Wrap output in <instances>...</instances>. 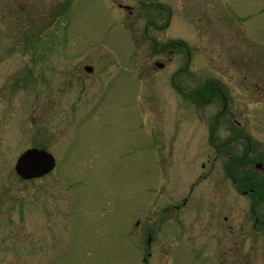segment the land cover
<instances>
[{"label":"rangeland","instance_id":"rangeland-1","mask_svg":"<svg viewBox=\"0 0 264 264\" xmlns=\"http://www.w3.org/2000/svg\"><path fill=\"white\" fill-rule=\"evenodd\" d=\"M145 1L173 22L126 25L118 4ZM173 41L179 53L157 52ZM211 120H235L254 147L241 164L264 167V0H0V264H190L181 240L160 252L156 214L207 158L200 210L233 196L214 184L224 158L202 153ZM26 148L48 151L53 170L18 178Z\"/></svg>","mask_w":264,"mask_h":264},{"label":"flooded vegetation","instance_id":"flooded-vegetation-1","mask_svg":"<svg viewBox=\"0 0 264 264\" xmlns=\"http://www.w3.org/2000/svg\"><path fill=\"white\" fill-rule=\"evenodd\" d=\"M124 6L126 5L118 4V8L125 12L123 15L134 16L133 20L127 21L126 25H132L137 19H141L139 24L145 34L148 28L162 29L173 22L172 10L159 2L145 1L144 4H140L142 7L135 11L131 6ZM154 40V38L150 39L155 43ZM178 46L180 44L175 41L162 43L157 52H162L165 47H168L170 54L179 53ZM99 60L101 59L97 58V61ZM155 63L152 64L156 67ZM94 65L93 63L84 64L81 70L86 76H91ZM161 65L156 68L161 70L163 64ZM85 66L90 67L91 71H86ZM150 70H152V65ZM72 77L74 81L69 78L68 74H65L67 83L75 84V78L81 77V74L75 71ZM172 86V92L175 95L179 93L178 89L181 87L178 84ZM189 91V93H194L191 89ZM220 96L224 101L225 109V95L220 93ZM223 123H228V127L231 128L228 132L224 129ZM203 125L204 132L202 133H198L201 129L197 127L194 129L195 133L201 137V145L204 147L202 153L206 152L208 157L211 156L212 153L209 150L212 145L214 157L218 155L224 158V161L218 165L214 163L215 158L212 159L213 164L211 165L218 169L216 171L217 180L214 184H218L221 188L228 185L229 192L233 196L229 198L230 202H220L214 212H202L200 200L208 193L204 190V186L210 173V171H205V168L211 160L207 158L199 162V171H196L193 165L192 171L187 174L186 185L182 190L178 192L174 189L171 194L162 198L161 203L165 204L159 206L160 209L156 214L157 229L155 231V237L161 240L160 252H163L164 243L168 239L175 243L181 240L185 242L191 254L190 264H264V173H262L264 167L261 165L257 168L256 166L263 159L260 161L259 158L252 157L245 167L241 164L244 158L247 159L246 152L254 150V147L251 139L241 132L235 120L204 121ZM216 126L219 127V131H222L221 133L215 132ZM241 141H244L243 146ZM228 151H233L234 157L229 156L230 162L226 164ZM257 170H261V173ZM232 210H238L239 213H232ZM168 221L171 222L170 227L165 224ZM142 233L145 234V238H140L141 243L144 248L145 245L150 247L152 235L148 231H142Z\"/></svg>","mask_w":264,"mask_h":264},{"label":"water","instance_id":"water-1","mask_svg":"<svg viewBox=\"0 0 264 264\" xmlns=\"http://www.w3.org/2000/svg\"><path fill=\"white\" fill-rule=\"evenodd\" d=\"M160 67L161 64H156ZM90 71V68H87ZM257 168L261 164L256 165ZM54 167L52 155L42 149L30 148L23 151L16 159L14 171L21 179L40 177L48 173Z\"/></svg>","mask_w":264,"mask_h":264}]
</instances>
